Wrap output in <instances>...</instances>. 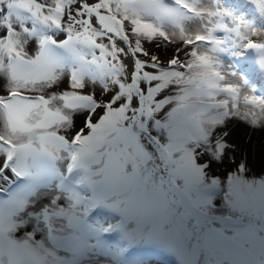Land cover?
Instances as JSON below:
<instances>
[{
  "label": "snow or ice",
  "instance_id": "obj_1",
  "mask_svg": "<svg viewBox=\"0 0 264 264\" xmlns=\"http://www.w3.org/2000/svg\"><path fill=\"white\" fill-rule=\"evenodd\" d=\"M260 17L264 0H0V264H264V175L227 131L264 129Z\"/></svg>",
  "mask_w": 264,
  "mask_h": 264
},
{
  "label": "rangeland",
  "instance_id": "obj_2",
  "mask_svg": "<svg viewBox=\"0 0 264 264\" xmlns=\"http://www.w3.org/2000/svg\"><path fill=\"white\" fill-rule=\"evenodd\" d=\"M259 19L261 23H264V17H260ZM256 27L261 35L259 37H254V39L264 38V28H261L259 23L256 24ZM174 47V45L166 46L162 43V47L160 49L154 48L152 51L153 54L159 55L162 61L166 63L167 59L170 58V54L174 50ZM255 79L258 81L255 84V87L257 88V94H261L264 92V78L257 76ZM247 94L252 93L249 92ZM240 107L242 110H244V105L242 102ZM257 112L259 113V110H257ZM227 131L229 132L230 140L248 155L250 161L249 175H264V129L251 128L239 119L234 118L228 122ZM225 170L226 169L224 168H217L215 171L217 174H220ZM153 262L155 263V261Z\"/></svg>",
  "mask_w": 264,
  "mask_h": 264
},
{
  "label": "flooded vegetation",
  "instance_id": "obj_3",
  "mask_svg": "<svg viewBox=\"0 0 264 264\" xmlns=\"http://www.w3.org/2000/svg\"><path fill=\"white\" fill-rule=\"evenodd\" d=\"M152 261H155L153 264H179V259L176 255L164 251L153 254Z\"/></svg>",
  "mask_w": 264,
  "mask_h": 264
},
{
  "label": "bare ground",
  "instance_id": "obj_4",
  "mask_svg": "<svg viewBox=\"0 0 264 264\" xmlns=\"http://www.w3.org/2000/svg\"><path fill=\"white\" fill-rule=\"evenodd\" d=\"M218 226V225H217Z\"/></svg>",
  "mask_w": 264,
  "mask_h": 264
}]
</instances>
